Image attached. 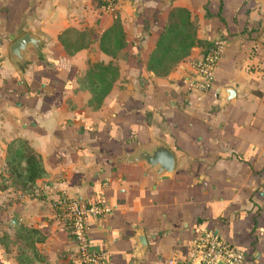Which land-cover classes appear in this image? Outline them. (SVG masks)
Listing matches in <instances>:
<instances>
[{
  "label": "crops",
  "instance_id": "0c3cea01",
  "mask_svg": "<svg viewBox=\"0 0 264 264\" xmlns=\"http://www.w3.org/2000/svg\"><path fill=\"white\" fill-rule=\"evenodd\" d=\"M173 7L189 11L197 41L157 76L146 61ZM116 20L124 43L112 54L100 40ZM25 32L37 47L27 44L18 61L9 45ZM218 37L226 44L211 89L187 91L189 59ZM88 62L116 68L96 107L80 81ZM225 87L236 90L230 99ZM17 137L45 174L33 193L0 188V264H21L19 249L32 264H78L51 207L60 194L107 202L85 232L110 264L181 261L202 227L243 251L239 264H264V0H118L108 11L93 0H0V176ZM154 139L174 156L171 173L157 178L144 161L125 160ZM20 224L37 230L28 240L39 258L16 237Z\"/></svg>",
  "mask_w": 264,
  "mask_h": 264
},
{
  "label": "trees",
  "instance_id": "16d2710c",
  "mask_svg": "<svg viewBox=\"0 0 264 264\" xmlns=\"http://www.w3.org/2000/svg\"><path fill=\"white\" fill-rule=\"evenodd\" d=\"M251 29H256L253 26ZM68 32L65 31L63 33ZM125 31L120 22L116 20L106 29L101 37L100 46L104 51L114 54L124 43ZM77 41L79 42L77 44ZM76 41L73 49L83 45L85 39ZM194 25L189 21V11L184 7H173L169 10L166 22L161 28L155 48L146 61V68L154 75H165L183 56L188 53L189 48L196 42ZM67 47L66 42H62ZM116 74L113 64L101 62H88L87 70L81 76V85H84L90 92V101L93 107L99 105L101 98L109 89ZM4 167L0 176V188L11 185L22 193H33L37 189L35 180L45 174L41 157L20 137L13 138L6 144L3 157ZM9 179V184L4 180ZM29 236L39 238L37 230L20 224L16 229V237L24 246L30 247L32 256H39L32 248ZM30 242V243H29ZM17 260L21 264H32V258L25 254L24 249H19Z\"/></svg>",
  "mask_w": 264,
  "mask_h": 264
},
{
  "label": "built area",
  "instance_id": "2783aa9c",
  "mask_svg": "<svg viewBox=\"0 0 264 264\" xmlns=\"http://www.w3.org/2000/svg\"><path fill=\"white\" fill-rule=\"evenodd\" d=\"M93 1L103 11L111 10L118 2V0ZM225 44L224 37L213 39L202 53L189 59L190 71L182 77L187 91L200 95L211 89L213 72ZM51 207L67 225L68 233L75 243L78 264H110L109 252L105 249L91 248L85 232L89 218H98L110 210L101 196L78 201L60 194L51 201ZM244 258L243 251L225 242L214 229L202 227L190 239L189 249L184 258L168 264H213L216 260L226 264H239Z\"/></svg>",
  "mask_w": 264,
  "mask_h": 264
},
{
  "label": "water",
  "instance_id": "95a60500",
  "mask_svg": "<svg viewBox=\"0 0 264 264\" xmlns=\"http://www.w3.org/2000/svg\"><path fill=\"white\" fill-rule=\"evenodd\" d=\"M130 1V0H126ZM31 44L34 48L37 47V39L28 32L21 34L15 38L9 45V54L12 58H16L18 61L23 60V53L26 49V45ZM220 92H227L226 99L233 97L236 90H232L229 87L220 89ZM126 161H144L150 166L155 178L162 174H170L174 166V156L170 149L158 139L152 140L149 146H140L135 148L131 153L125 157ZM146 242L144 237L140 240L139 250L142 251L145 248ZM213 264H226L221 260H216Z\"/></svg>",
  "mask_w": 264,
  "mask_h": 264
}]
</instances>
